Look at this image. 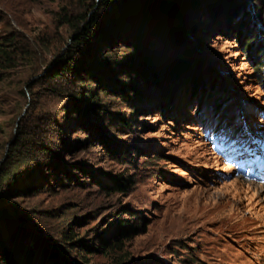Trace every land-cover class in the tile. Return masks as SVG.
Wrapping results in <instances>:
<instances>
[{"label":"rangeland","instance_id":"obj_1","mask_svg":"<svg viewBox=\"0 0 264 264\" xmlns=\"http://www.w3.org/2000/svg\"><path fill=\"white\" fill-rule=\"evenodd\" d=\"M92 3L0 0V264H264V184L219 141L264 138V70L236 41L264 0H116L75 45L63 18Z\"/></svg>","mask_w":264,"mask_h":264},{"label":"trees","instance_id":"obj_2","mask_svg":"<svg viewBox=\"0 0 264 264\" xmlns=\"http://www.w3.org/2000/svg\"><path fill=\"white\" fill-rule=\"evenodd\" d=\"M80 1H92V6H91V10H89L88 12L84 13L83 15H81L78 18L75 19H69L68 17L64 16V22L68 23L69 25H71L72 27V31H73V35L71 37L72 43L77 45L79 43H82V41L86 40L88 38V36L91 33V28L94 25L95 22V14L98 11V8L106 6L108 4H111L113 1L116 0H80ZM94 1H96L94 3ZM221 3H223L224 0H219ZM227 1V0H226ZM240 3L239 1H237L235 4ZM242 5V2H241ZM164 6H166L168 8V10H171V12L178 11V7H176L175 5L173 6L172 1H167L164 2ZM242 6H245V4H243ZM214 10V9H213ZM216 11V10H214ZM248 16H251L252 18H254L255 21L260 22V24L264 23V4H261L260 7H258L257 10H255V15H252L250 12H246ZM87 14V15H86ZM261 14V15H260ZM253 20V22H254ZM255 23V22H254ZM80 24H84L83 26H81ZM240 32V30H238ZM242 32V31H241ZM236 41L240 44V47L242 48L244 54L246 55V57H248L249 59H252V61H254L255 65H254V69H256L257 71H262L264 70V33H256L253 34V32H245L243 35H241L240 33L236 36ZM18 49L16 48L15 45V41H14V37H10V38H6L2 41H0V62H5L8 65L12 62V54L13 53H17ZM87 60V59H86ZM70 65V63L68 64ZM178 66L180 67H185V63L183 62L182 64H178ZM70 68H68L69 70ZM63 72L67 71V65L64 66V68L62 69ZM54 74H62L61 72L59 73H54ZM54 78H57L58 75H52ZM194 76H197L196 82V89L200 88L202 86V84H204L206 81L204 80V77H198V73H194ZM212 77V76H211ZM198 80V81H197ZM211 81H213L215 84L214 85V91H212L210 93V96L215 97V99H217L218 97H220L219 94H217V89H220V82L216 83V77H212ZM83 83V82H81ZM96 94L92 93V95H90L91 99H96ZM215 99L213 101H215ZM122 122L124 124H127V122L125 120H122ZM9 175V172L7 171L4 175V178ZM126 183L124 181H121L120 183H118V185H116V190H120L122 191L123 188L125 187ZM1 203V202H0ZM5 221L2 220V217L0 215V230L3 232V239L6 238V234H5ZM143 226V224H142ZM133 227L129 224L123 223L119 225V230L117 231V235L119 236V240L112 242V243H108V242H101L99 244V247L102 251H105V253H108L109 251H114V250H118L122 248V244L124 243V241H126L127 239L132 238L135 235V230L132 229ZM71 238V237H70ZM0 244H1V239H0ZM87 246L83 245L80 247V250H86ZM89 250V249H88ZM45 253V252H44ZM48 262L46 264H61L59 262V255L57 253H48L46 254ZM117 264H119L120 262H122L120 260V258L115 260ZM6 264H12L10 261L6 262ZM44 262L42 261V264Z\"/></svg>","mask_w":264,"mask_h":264},{"label":"bare ground","instance_id":"obj_3","mask_svg":"<svg viewBox=\"0 0 264 264\" xmlns=\"http://www.w3.org/2000/svg\"><path fill=\"white\" fill-rule=\"evenodd\" d=\"M256 187H258V186H256ZM261 190H263V192H264V185H263V186H261Z\"/></svg>","mask_w":264,"mask_h":264}]
</instances>
